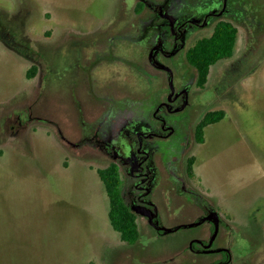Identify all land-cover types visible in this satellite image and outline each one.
<instances>
[{"label":"rangeland","instance_id":"obj_1","mask_svg":"<svg viewBox=\"0 0 264 264\" xmlns=\"http://www.w3.org/2000/svg\"><path fill=\"white\" fill-rule=\"evenodd\" d=\"M131 5L0 0V121L17 122L20 109L23 122L27 103L32 115L26 126L0 128V264H150L176 245L146 233L137 244L123 241L98 172L111 159H93L90 147L77 153L86 160L78 158L57 130L80 144L77 127L69 132L72 42L120 26ZM245 30L234 55L211 66L205 83L226 115L206 127L196 148V182L216 208L240 231L262 230L259 243L239 239L242 253L264 243V30L249 37ZM256 258L264 264V250ZM174 261L167 264L183 263Z\"/></svg>","mask_w":264,"mask_h":264},{"label":"flooded vegetation","instance_id":"obj_2","mask_svg":"<svg viewBox=\"0 0 264 264\" xmlns=\"http://www.w3.org/2000/svg\"><path fill=\"white\" fill-rule=\"evenodd\" d=\"M132 7L120 26L75 39L66 49L72 58L69 132L73 136L77 127L81 145L64 138L60 127L61 139L73 154L90 147L93 159L109 157L101 168L116 166L140 229L138 239L127 243L137 244L142 233L176 242L150 264H256L264 243L260 251L244 253L237 246L241 237L260 241L261 228L240 231L216 208L201 179L196 182V148L205 141L199 139L201 125L221 108L214 100L217 91L201 83L191 51L225 22L237 28L236 42L240 28L248 37L259 34L264 0H132ZM220 92L230 96L224 86ZM26 107L23 122L19 109L18 121L7 126L3 116L0 128L26 126L32 117Z\"/></svg>","mask_w":264,"mask_h":264},{"label":"trees","instance_id":"obj_3","mask_svg":"<svg viewBox=\"0 0 264 264\" xmlns=\"http://www.w3.org/2000/svg\"><path fill=\"white\" fill-rule=\"evenodd\" d=\"M237 38V28L230 23H222L215 32L200 39L191 51L192 59L197 63L201 83L208 79L211 66L221 59L233 56ZM226 115L224 109L210 113L202 123L199 139L205 138L204 128L211 123L222 120ZM104 181L110 199L109 216L113 227L121 234L122 240L133 243L140 234L134 212L126 205L121 191V179L115 165L98 169ZM90 264H97L91 262Z\"/></svg>","mask_w":264,"mask_h":264}]
</instances>
